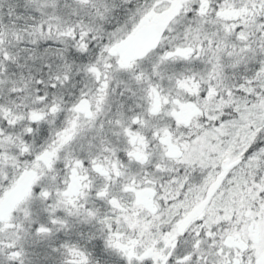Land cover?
<instances>
[{
    "label": "snow or ice",
    "instance_id": "6c2138e0",
    "mask_svg": "<svg viewBox=\"0 0 264 264\" xmlns=\"http://www.w3.org/2000/svg\"><path fill=\"white\" fill-rule=\"evenodd\" d=\"M0 264H264V0H0Z\"/></svg>",
    "mask_w": 264,
    "mask_h": 264
}]
</instances>
